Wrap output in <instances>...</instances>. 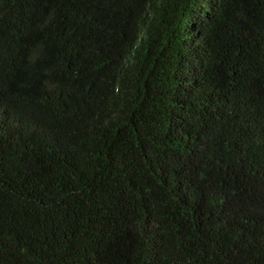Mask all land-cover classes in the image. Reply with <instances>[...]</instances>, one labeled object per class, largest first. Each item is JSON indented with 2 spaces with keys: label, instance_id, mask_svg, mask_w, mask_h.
Wrapping results in <instances>:
<instances>
[{
  "label": "trees",
  "instance_id": "trees-1",
  "mask_svg": "<svg viewBox=\"0 0 264 264\" xmlns=\"http://www.w3.org/2000/svg\"><path fill=\"white\" fill-rule=\"evenodd\" d=\"M0 264H264V0H0Z\"/></svg>",
  "mask_w": 264,
  "mask_h": 264
}]
</instances>
